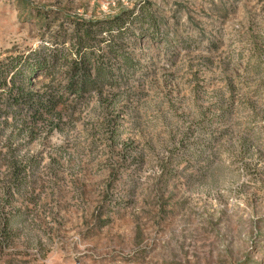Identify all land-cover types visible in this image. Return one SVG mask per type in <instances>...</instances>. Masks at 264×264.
I'll return each instance as SVG.
<instances>
[{
	"label": "rangeland",
	"instance_id": "rangeland-1",
	"mask_svg": "<svg viewBox=\"0 0 264 264\" xmlns=\"http://www.w3.org/2000/svg\"><path fill=\"white\" fill-rule=\"evenodd\" d=\"M144 1L0 0V59L64 39L26 92L60 90L72 20ZM147 1L118 87L1 105L0 264H264V0Z\"/></svg>",
	"mask_w": 264,
	"mask_h": 264
},
{
	"label": "trees",
	"instance_id": "trees-1",
	"mask_svg": "<svg viewBox=\"0 0 264 264\" xmlns=\"http://www.w3.org/2000/svg\"><path fill=\"white\" fill-rule=\"evenodd\" d=\"M71 27L70 46L75 53L65 59L68 71L63 77L64 82L59 83L60 90H53L55 87L51 85L50 93L26 92L36 72L51 73L58 59L64 56V39L59 42L60 50L52 51L49 58L30 60L29 56L19 55L0 59V107L2 104L15 105L22 100L29 107L53 114L66 97L79 101L92 92L118 87L127 80L128 69L134 70L138 64L123 45L145 37L154 39L159 24L154 9L146 0L105 18L73 19ZM121 66L124 67L120 68L122 71H115ZM17 175L13 173V184L6 188L10 197L22 188L23 182Z\"/></svg>",
	"mask_w": 264,
	"mask_h": 264
}]
</instances>
